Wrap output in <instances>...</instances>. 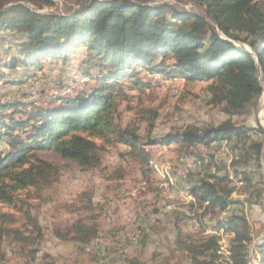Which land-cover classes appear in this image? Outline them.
Here are the masks:
<instances>
[{"label": "trees", "instance_id": "16d2710c", "mask_svg": "<svg viewBox=\"0 0 264 264\" xmlns=\"http://www.w3.org/2000/svg\"><path fill=\"white\" fill-rule=\"evenodd\" d=\"M18 1L8 4V0H0V32L22 33L25 40L18 46L22 57H15L9 64L0 63V67L25 66L26 69L40 58L65 59L83 45L86 54L82 74L93 78L96 84L85 95L59 98L57 106L35 109L25 120L11 117L6 123L0 112V142L6 141L9 147L0 157L2 203L11 204L20 190L43 187L57 180L58 166L35 156L34 152L38 150H53L64 159L90 168L100 160L99 146L95 142L98 139L103 144L119 142L126 145L128 155L148 165L144 145L135 130L128 131V126L114 127L117 106L112 88L118 79L134 78L133 85L147 86L136 76L133 65H141L151 74L181 77L190 82L211 81L207 88L211 102L223 104V111L231 115L245 113L247 106L262 95V0H183L200 6L201 14L178 9L169 2L76 0L79 7L66 15L39 14L28 6L29 3H40V0ZM41 3L50 5L51 2L41 0ZM93 70L96 73L93 74ZM7 107L0 104V111ZM16 128H20L24 136L15 134ZM250 132L259 137H252ZM262 135L264 128L258 119L254 127L226 119L204 130L190 125L181 132L159 139L182 145H209L226 140L229 145L234 169L228 167L229 175L210 170L205 175L188 179L194 195L190 193L194 197L191 202L196 198L200 206L206 203L203 213L219 217L214 227L230 233L229 255L221 259L217 232L206 238H179L178 244L190 254L194 264L249 263L248 248L253 234L247 218L239 212L224 217L219 214L233 202L231 194L238 182L251 188L250 199L253 194L256 200L260 197L261 191H254L253 187L258 183L263 185V182L253 183L246 168L253 164L260 169V162L264 163ZM233 137L243 139V145ZM26 214L37 230V237H42L38 222L28 211ZM91 230L82 221H77L70 225L66 235L58 227L54 235L76 242L88 239ZM11 234L22 242L31 238L19 230L0 227V241ZM257 249L264 253V243Z\"/></svg>", "mask_w": 264, "mask_h": 264}, {"label": "rangeland", "instance_id": "374dc122", "mask_svg": "<svg viewBox=\"0 0 264 264\" xmlns=\"http://www.w3.org/2000/svg\"><path fill=\"white\" fill-rule=\"evenodd\" d=\"M49 1L50 5L40 0V3H29L28 6L39 14L61 15L79 7L76 0ZM139 1L169 2L178 9L203 13L197 4L183 0ZM17 2L8 0V4ZM24 40L22 33L0 32L1 65L22 57L18 46ZM85 49V46H79L65 59L40 58L26 69L25 66L0 67V104L8 106L0 111L4 121L9 123L11 117L25 120L35 109L59 105V98L89 93L96 81L82 74ZM133 67L136 76L147 86L133 85L134 78L118 79L112 88L117 106L114 127L128 126V131L135 130L144 145L148 165L128 155L126 145L119 142L103 144L98 139L95 142L99 146L100 160L90 168L64 159L53 150L35 151V156L58 166V178L43 187L18 191L11 204L0 202V227L31 236L27 242L15 240L12 234L2 238L0 264H194L190 254L178 244V239L206 238L215 235L214 232L219 236L221 259L227 258L229 238L223 241V233L214 227L219 217L204 214L206 205L200 206L196 198L191 202L194 197L189 200L174 195L180 186L183 194L186 190L191 193L188 179L212 171L208 157L213 156L215 163L225 169L224 164L230 161L229 145L224 143L226 140L209 145H182L159 139L181 132L190 125L204 130L226 119L249 127H254L257 119L264 123V91L258 101L247 106L245 113L231 115L223 111V104L211 102L207 89L211 81L190 82L181 77L151 74L141 65ZM14 133L24 136L20 128ZM250 133L254 138L259 137ZM260 138L264 139V136ZM232 139L243 145V139ZM7 144L0 142V157L9 149ZM202 157L206 164H200ZM260 163V169L252 164L246 171L253 183L263 182V185L258 183L253 187L254 191H261V195L256 200L253 194L250 199L244 186L243 193L248 192V197L246 203L241 202L246 207V212L242 207L241 214L248 216L254 238L261 227L255 221L260 217L264 219V163ZM182 166L184 180L173 172V167ZM27 211L38 222L42 237H37L33 222L27 219ZM219 216L225 215L220 213ZM77 221L92 228L88 239L75 242L54 235L56 227L66 235L70 225ZM250 246L248 261L253 262L257 245Z\"/></svg>", "mask_w": 264, "mask_h": 264}, {"label": "crops", "instance_id": "0c3cea01", "mask_svg": "<svg viewBox=\"0 0 264 264\" xmlns=\"http://www.w3.org/2000/svg\"><path fill=\"white\" fill-rule=\"evenodd\" d=\"M259 122H260V120H259ZM260 124L262 125V127L264 128V123H261L260 122ZM225 143V142H224ZM229 155H231V153L230 152H227ZM231 157V156H230ZM209 158V165H210V167L212 168V172H215V171H219V170H222L221 168H220V166H219V164L218 163H215V161L213 160V156L212 157H208ZM230 161H228V163H226V164H224V168L225 169H223L222 170V172H220V173H225V174H228L229 175V173H228V167H230V169H232V171L234 170L233 168H232V166H231V161H232V159L230 158L229 159ZM201 161L202 162H200V164H206L205 163V158L204 157H202L201 158ZM210 168V169H211ZM219 168V169H218ZM238 177V176H237ZM230 178V177H229ZM244 185L242 184V182H238V183H236L235 185H234V190H233V192H232V194H231V199H232V203L231 204H229L227 207H226V209L223 211V212H221V214L222 215H229V214H231V213H236V212H239L240 214L241 213H243L242 212V207H243V205H241V202H244V203H246V200H245V198H242L241 196H240V193L242 192V196H247L248 194V192L245 194V193H243V192H245V191H243V187ZM247 190L249 191H251V188L249 189V188H247ZM240 201V202H239ZM204 205H206V204H204ZM243 209H244V212H246V207L244 208L243 207ZM247 213H248V211H247ZM244 215V214H243ZM246 216H247V214H246ZM247 218V220H248V216L246 217ZM255 223H257L259 226H261L262 227V225L261 224H263V227L261 228L260 227V230L258 231V234H257V236L254 238L253 237V241H252V245L251 246H254V245H260V244H262V243H264V219L262 218V217H260V219H258L257 221H255ZM250 224V223H249ZM250 226H251V228H252V234L254 235V230H253V227H252V225L250 224ZM220 231H222L221 233H223V241H224V239L226 238V239H228V238H230V233H228V232H224L223 230H221V229H219ZM260 238H259V237ZM262 236V237H261ZM257 238H259V240L257 239ZM250 246V247H251ZM252 260H253V262H249V264H264V253H262V252H260L257 248L255 249V254H254V256L252 257Z\"/></svg>", "mask_w": 264, "mask_h": 264}, {"label": "built area", "instance_id": "2783aa9c", "mask_svg": "<svg viewBox=\"0 0 264 264\" xmlns=\"http://www.w3.org/2000/svg\"><path fill=\"white\" fill-rule=\"evenodd\" d=\"M162 148H166V147H162ZM183 169H184L183 166L182 167H173V172H177V177H179L180 180H184ZM183 193H184V191L182 190V187L180 186V190L174 196H178L179 198H188L190 200L191 195H190L189 191L186 190V193L185 194H183ZM240 196L242 198H245V199L248 197V196H242V192L240 193Z\"/></svg>", "mask_w": 264, "mask_h": 264}, {"label": "water", "instance_id": "95a60500", "mask_svg": "<svg viewBox=\"0 0 264 264\" xmlns=\"http://www.w3.org/2000/svg\"><path fill=\"white\" fill-rule=\"evenodd\" d=\"M263 91H264V84H263ZM262 113L264 115V107L262 108Z\"/></svg>", "mask_w": 264, "mask_h": 264}, {"label": "bare ground", "instance_id": "6f19581e", "mask_svg": "<svg viewBox=\"0 0 264 264\" xmlns=\"http://www.w3.org/2000/svg\"><path fill=\"white\" fill-rule=\"evenodd\" d=\"M191 195V194H190ZM190 198H193V196L191 195Z\"/></svg>", "mask_w": 264, "mask_h": 264}]
</instances>
